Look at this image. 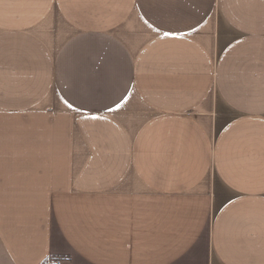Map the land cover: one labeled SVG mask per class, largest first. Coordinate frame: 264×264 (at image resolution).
I'll return each instance as SVG.
<instances>
[{"label": "crops", "instance_id": "0c3cea01", "mask_svg": "<svg viewBox=\"0 0 264 264\" xmlns=\"http://www.w3.org/2000/svg\"><path fill=\"white\" fill-rule=\"evenodd\" d=\"M8 264H264V0H0Z\"/></svg>", "mask_w": 264, "mask_h": 264}, {"label": "built area", "instance_id": "2783aa9c", "mask_svg": "<svg viewBox=\"0 0 264 264\" xmlns=\"http://www.w3.org/2000/svg\"><path fill=\"white\" fill-rule=\"evenodd\" d=\"M43 264H70L68 259L62 255H51Z\"/></svg>", "mask_w": 264, "mask_h": 264}, {"label": "rangeland", "instance_id": "374dc122", "mask_svg": "<svg viewBox=\"0 0 264 264\" xmlns=\"http://www.w3.org/2000/svg\"><path fill=\"white\" fill-rule=\"evenodd\" d=\"M0 264H8L0 252Z\"/></svg>", "mask_w": 264, "mask_h": 264}]
</instances>
